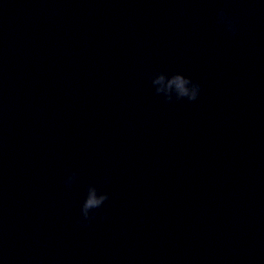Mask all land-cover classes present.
Here are the masks:
<instances>
[{"label":"water","instance_id":"obj_1","mask_svg":"<svg viewBox=\"0 0 264 264\" xmlns=\"http://www.w3.org/2000/svg\"><path fill=\"white\" fill-rule=\"evenodd\" d=\"M0 264H264V0H0Z\"/></svg>","mask_w":264,"mask_h":264},{"label":"clouds","instance_id":"obj_2","mask_svg":"<svg viewBox=\"0 0 264 264\" xmlns=\"http://www.w3.org/2000/svg\"><path fill=\"white\" fill-rule=\"evenodd\" d=\"M219 22L223 23L226 30L235 33L236 28L232 19L228 14L220 9L217 12ZM151 83L154 86L156 94H163L166 101H171L173 96L176 100L186 98L188 101H194L197 99L200 85L194 83L188 77L174 73L171 76H166L163 72L157 73L151 77ZM75 178V173L70 174L66 180V186H71ZM108 199V194L104 192H98L95 186L90 185L87 188L85 199L80 208V214L85 223L94 219V215H90V212L94 209H98Z\"/></svg>","mask_w":264,"mask_h":264}]
</instances>
